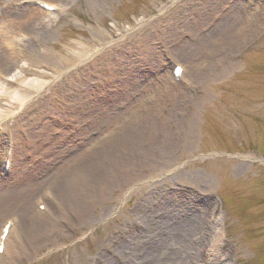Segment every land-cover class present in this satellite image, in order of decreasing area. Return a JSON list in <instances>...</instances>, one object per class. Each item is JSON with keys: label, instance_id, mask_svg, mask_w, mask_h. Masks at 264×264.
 Segmentation results:
<instances>
[{"label": "rangeland", "instance_id": "rangeland-1", "mask_svg": "<svg viewBox=\"0 0 264 264\" xmlns=\"http://www.w3.org/2000/svg\"><path fill=\"white\" fill-rule=\"evenodd\" d=\"M3 34L0 264H150L179 226L264 264V0H0Z\"/></svg>", "mask_w": 264, "mask_h": 264}, {"label": "bare ground", "instance_id": "bare-ground-1", "mask_svg": "<svg viewBox=\"0 0 264 264\" xmlns=\"http://www.w3.org/2000/svg\"><path fill=\"white\" fill-rule=\"evenodd\" d=\"M29 10L36 11L37 13L38 12L43 13L42 15L50 16V10L42 9L44 12H42V10H39L38 8H30ZM61 10H62L61 8H57V12H61ZM31 19L32 18L28 19V24L29 23L33 24L31 22ZM0 37H1L0 41H2L1 42L2 45L5 44L3 43L4 41L6 42L5 45L8 51L7 58H9L12 56L11 54H14L13 50L19 48L20 41L17 40L15 37L12 39L7 38L6 35L4 34ZM9 50L13 52H10ZM5 80H6V76L4 77V81ZM4 95H5L4 88L0 86V96H4ZM3 158L4 160L7 159L6 152L3 153ZM70 195H72V191L70 192ZM183 230L186 231V227L182 229L179 226L178 229H175V232L173 233L174 234L173 237L169 236V242L170 241L171 242L170 243L168 242L167 244H166V239L164 237L159 238L158 236H156L150 242V245H148L147 248L144 247L142 249L143 250L142 252L144 253L143 258L145 262L146 261L149 262V259H150V264H199V257H198L197 250L194 248H191L188 244L183 243L184 235H185V231L183 232ZM174 241H175V244L171 245V243H173ZM173 246H176V248H173ZM126 264H140V263L137 262L136 260H132V262H129Z\"/></svg>", "mask_w": 264, "mask_h": 264}]
</instances>
